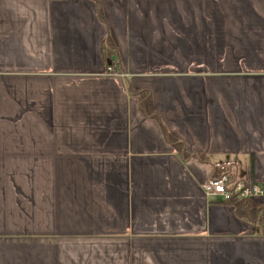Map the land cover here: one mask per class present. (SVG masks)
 Segmentation results:
<instances>
[{
  "label": "crops",
  "instance_id": "1",
  "mask_svg": "<svg viewBox=\"0 0 264 264\" xmlns=\"http://www.w3.org/2000/svg\"><path fill=\"white\" fill-rule=\"evenodd\" d=\"M256 202L264 0H0V264H264Z\"/></svg>",
  "mask_w": 264,
  "mask_h": 264
},
{
  "label": "trees",
  "instance_id": "2",
  "mask_svg": "<svg viewBox=\"0 0 264 264\" xmlns=\"http://www.w3.org/2000/svg\"><path fill=\"white\" fill-rule=\"evenodd\" d=\"M100 11V10H99ZM138 96L140 98V108L144 112L146 116L154 117L156 116V113H154L151 110L152 100H151V94L148 92V90H137ZM163 133L165 135V138L168 140V142L173 145L177 151H179L182 156L187 154L185 151L182 142L178 141L166 128L163 129ZM214 169L216 170V173L214 175V178L219 177L220 175H226L230 182H236L238 176L241 174L242 171L236 170L234 168L226 167L224 165H216L214 166ZM243 174V172H242ZM246 173L241 175L242 180L245 179ZM229 184V182H228ZM251 198H237L235 196H232L229 200H227L229 203H231L233 206L236 207L238 212H240V207H243V205L247 204ZM254 205V212L252 219L254 222L261 224L262 232L264 233V206L261 204V202H256Z\"/></svg>",
  "mask_w": 264,
  "mask_h": 264
},
{
  "label": "built area",
  "instance_id": "3",
  "mask_svg": "<svg viewBox=\"0 0 264 264\" xmlns=\"http://www.w3.org/2000/svg\"><path fill=\"white\" fill-rule=\"evenodd\" d=\"M229 182V184H228ZM202 188L207 195L219 196L229 200L232 196L237 198H255L262 193L261 188L252 181L250 175L244 180L230 182L226 175L210 178L202 183Z\"/></svg>",
  "mask_w": 264,
  "mask_h": 264
}]
</instances>
